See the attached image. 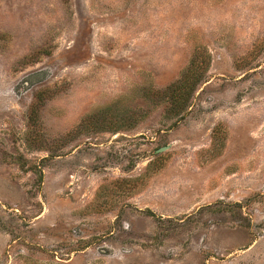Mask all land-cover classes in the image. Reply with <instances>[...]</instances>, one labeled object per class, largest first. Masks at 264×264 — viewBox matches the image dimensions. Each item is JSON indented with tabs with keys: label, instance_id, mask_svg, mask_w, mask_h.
<instances>
[{
	"label": "rangeland",
	"instance_id": "374dc122",
	"mask_svg": "<svg viewBox=\"0 0 264 264\" xmlns=\"http://www.w3.org/2000/svg\"><path fill=\"white\" fill-rule=\"evenodd\" d=\"M0 264H264V0H0Z\"/></svg>",
	"mask_w": 264,
	"mask_h": 264
}]
</instances>
